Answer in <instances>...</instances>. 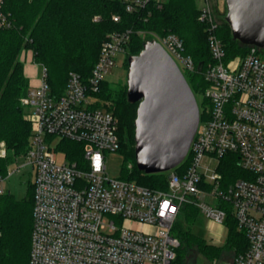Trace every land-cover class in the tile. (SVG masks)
Returning a JSON list of instances; mask_svg holds the SVG:
<instances>
[{"label": "built area", "instance_id": "2783aa9c", "mask_svg": "<svg viewBox=\"0 0 264 264\" xmlns=\"http://www.w3.org/2000/svg\"><path fill=\"white\" fill-rule=\"evenodd\" d=\"M123 1L127 12L136 13L149 2L161 6L166 0ZM197 1L202 2L200 21L207 27L211 62L197 65L176 34H155L186 79V74L202 75L207 103L203 113L199 106L197 133L184 161L169 172L166 189L112 178L107 172L106 154L121 146L118 120L99 105L97 96L116 57L127 54L131 29L113 33L102 43L87 79L70 72L61 95L52 92L47 68L35 63L41 83L29 87L21 99L32 126L30 146L0 173L4 195L5 181L13 173L32 169L29 264H180V242L172 231L185 205L224 228L231 214L246 235L248 248L223 264H264V50L248 46L244 55L228 58L215 33L212 3ZM5 3L0 0V28L11 26ZM113 19L120 21L119 16ZM52 137L80 144L82 162L59 163L46 146ZM228 156L237 157L244 173L231 182L220 171ZM7 157L8 149L0 142V158ZM22 158L25 164L10 172ZM186 160L189 165L181 173Z\"/></svg>", "mask_w": 264, "mask_h": 264}, {"label": "trees", "instance_id": "16d2710c", "mask_svg": "<svg viewBox=\"0 0 264 264\" xmlns=\"http://www.w3.org/2000/svg\"><path fill=\"white\" fill-rule=\"evenodd\" d=\"M4 10L10 15L11 26L0 28V142L8 149L7 159L0 160L2 174L14 156L28 150L31 141L30 121L26 119V111L21 104L29 88L21 60L23 51H30L33 61L47 68L48 82L55 95L63 93L70 72L87 79L98 60L102 43L111 34L127 29L133 31L126 54L128 63L129 57L140 54L146 45L139 32L160 37L176 34L184 42L185 54L191 56L197 65L212 61L208 31L200 21L197 0H166L161 6L149 2L136 13L127 12L123 0H6ZM114 16H119L120 21L115 22ZM215 33L224 44L228 58L247 52L248 46L233 39L226 22L218 25ZM188 77L193 92H202L205 88L202 75L195 73L188 74ZM97 97L99 105L111 110L118 119L119 152L125 157L132 156L137 119L136 113L133 123V107H139V104L128 100L124 88H114L109 82H104ZM70 144L81 146L75 142ZM67 156L72 161H80L70 148ZM134 162L131 168L129 164L123 167L121 179L150 188H167L168 176L164 173L147 175L139 171ZM188 163L186 160L179 172H184ZM220 171L226 182L244 176L235 156L225 158ZM30 189L28 196L21 200L9 192L0 195V264H29L34 185ZM198 213L194 206L185 205L173 228L175 231L172 233L180 242L177 249L180 264H185L186 253L194 250V246H197L198 253L209 259L218 258L225 251L238 255L248 248L246 235L238 230L231 214L225 223L227 247L208 243L189 224L185 226ZM181 218L183 223L179 222Z\"/></svg>", "mask_w": 264, "mask_h": 264}, {"label": "water", "instance_id": "95a60500", "mask_svg": "<svg viewBox=\"0 0 264 264\" xmlns=\"http://www.w3.org/2000/svg\"><path fill=\"white\" fill-rule=\"evenodd\" d=\"M233 39L264 50V0H225ZM128 100L139 104L135 162L150 175L166 173L186 158L200 122L196 96L176 62L155 43L129 58Z\"/></svg>", "mask_w": 264, "mask_h": 264}, {"label": "rangeland", "instance_id": "374dc122", "mask_svg": "<svg viewBox=\"0 0 264 264\" xmlns=\"http://www.w3.org/2000/svg\"><path fill=\"white\" fill-rule=\"evenodd\" d=\"M213 7V14L216 19L217 25H223L224 22H226V15H227V6L225 0H210ZM202 2H198V6L201 7ZM227 23V22H226ZM228 24V23H227ZM142 36L141 40H146L147 46H153L155 43L160 44V42L155 37L154 33H145V32H139ZM161 45V44H160ZM144 50V48L141 50V52ZM25 51L22 52V54ZM140 52V53H141ZM139 55V54H138ZM138 55H131V56H138ZM130 56V57H131ZM22 57V55H21ZM129 57V58H130ZM129 60V59H128ZM127 56L126 55H118L116 57L115 66L112 68L110 73L107 76V80L112 87H122L124 88L128 93L129 88V76L131 73V67L129 63L127 62ZM187 78L188 74H186ZM193 85V84H192ZM195 96L198 102V105L200 106V109L203 113L205 108L207 107V103L204 100V94L203 92H195ZM25 109V108H24ZM138 111V105H135L133 107V123L135 120L136 113ZM26 119L29 120L26 116ZM118 120V119H117ZM31 125V123H30ZM32 128V126H31ZM72 142L68 140H64L60 137H52L47 138V147L51 148L53 152L56 155V159L59 163H65V162H71L72 159H70L67 156V150L69 148L74 151V156L82 162L83 160V149L81 146H76L70 144ZM69 147V148H68ZM132 152L133 155L130 157H125V155L122 152H115V153H107V172L110 177L116 178L120 177L122 173L123 167H126L128 164L129 168L133 165V162L135 160L134 158V151H135V143L133 139V145H132ZM22 155V154H21ZM19 156V155H17ZM16 156H14L15 158ZM0 160H6L1 159ZM12 161V160H11ZM10 161V162H11ZM9 162V163H10ZM8 163V164H9ZM135 163V162H134ZM25 164V159H20L18 164H13L10 167V172L15 171L18 166H22ZM214 167V166H212ZM170 172V171H169ZM169 172L164 173L166 176L169 175ZM32 169L31 167H22V169L19 172L13 173L6 181H5V188L6 190L13 195L17 200H21L28 196L30 192V188L33 185V176H32ZM180 218V217H179ZM182 220H179V222L183 223ZM178 221V219H177ZM177 223V222H176ZM175 223V224H176ZM190 225L193 230L201 235L203 238L206 239L208 243H211L213 245H220L227 247V235H228V229L227 226L225 228L220 226H214L212 223L207 220L205 217L202 216V214H194L192 218V222H186L185 226ZM175 227V225H174ZM175 230H173L174 233ZM197 246H194V250H190L186 253L185 258V264H223L225 261H231L233 258H235V254L231 253L230 251H225L220 255L218 258L209 259L204 255H201L196 251Z\"/></svg>", "mask_w": 264, "mask_h": 264}, {"label": "crops", "instance_id": "0c3cea01", "mask_svg": "<svg viewBox=\"0 0 264 264\" xmlns=\"http://www.w3.org/2000/svg\"><path fill=\"white\" fill-rule=\"evenodd\" d=\"M21 60L24 63V72L29 80V87L38 86L41 83V69L33 61L31 52L30 51L24 52L22 54ZM212 225L214 224L212 223Z\"/></svg>", "mask_w": 264, "mask_h": 264}, {"label": "snow or ice", "instance_id": "6c2138e0", "mask_svg": "<svg viewBox=\"0 0 264 264\" xmlns=\"http://www.w3.org/2000/svg\"><path fill=\"white\" fill-rule=\"evenodd\" d=\"M165 207H167V205H165Z\"/></svg>", "mask_w": 264, "mask_h": 264}]
</instances>
